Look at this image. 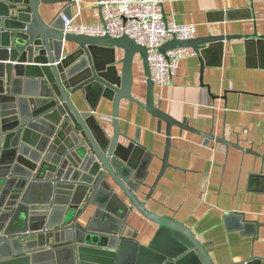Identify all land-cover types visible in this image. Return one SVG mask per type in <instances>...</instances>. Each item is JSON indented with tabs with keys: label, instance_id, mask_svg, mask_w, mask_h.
<instances>
[{
	"label": "water",
	"instance_id": "95a60500",
	"mask_svg": "<svg viewBox=\"0 0 264 264\" xmlns=\"http://www.w3.org/2000/svg\"><path fill=\"white\" fill-rule=\"evenodd\" d=\"M58 1L0 0V264H214L189 228L157 216L139 196L146 187L150 200L172 167V128L196 132L157 103L147 48L128 36L65 34L64 18L71 20L76 1L64 0L70 7L52 18L48 7ZM233 39L174 40L160 51L192 49L200 58L198 44L221 49ZM254 39L264 44L260 36L246 44ZM65 44L76 47L67 52ZM136 59L146 82L143 102L134 96ZM125 100L166 124L162 167L152 185L134 176L143 154L139 136L122 142ZM79 101L90 112L80 110ZM103 102L112 103V136L94 115ZM135 210L159 226L147 246L124 236ZM231 219L243 233L251 228L255 240L264 227L243 214ZM262 262L252 253L235 264Z\"/></svg>",
	"mask_w": 264,
	"mask_h": 264
},
{
	"label": "crops",
	"instance_id": "0c3cea01",
	"mask_svg": "<svg viewBox=\"0 0 264 264\" xmlns=\"http://www.w3.org/2000/svg\"><path fill=\"white\" fill-rule=\"evenodd\" d=\"M75 1L71 14L76 23L101 22L100 0ZM163 2L165 21L195 26V39L211 35L236 39L225 42L221 49L198 44L203 52L200 58L188 49L173 84L156 88L155 99L162 110L196 132L172 128V167L167 168L150 200L144 197L149 192L146 187L139 196L157 216L189 228L214 264L246 262L252 253L264 258V227L255 240L251 228L243 233L236 220H226L243 214L246 220L264 225V44L256 39L246 44L250 37H264V0ZM66 7L70 4L61 0L48 8L53 18ZM74 47L65 44L67 52ZM121 57L119 53L117 59ZM135 82L134 96L143 102L146 82L140 63L135 68ZM78 105L90 112L87 103L79 101ZM94 115L112 136V103L103 102ZM119 118L123 143L140 138L143 154L134 176L144 177L152 185L162 167L166 124L160 126L156 118L127 100ZM197 132L212 134L214 139ZM217 138L254 153L228 147ZM129 222L131 227L124 236L135 237L144 246L159 229L136 210ZM20 228L19 224L16 229Z\"/></svg>",
	"mask_w": 264,
	"mask_h": 264
},
{
	"label": "built area",
	"instance_id": "2783aa9c",
	"mask_svg": "<svg viewBox=\"0 0 264 264\" xmlns=\"http://www.w3.org/2000/svg\"><path fill=\"white\" fill-rule=\"evenodd\" d=\"M254 1V0H251ZM163 0H100L101 22L89 26L78 24L75 18H64L65 34L114 38L128 36L148 50L152 82L156 88L171 86L179 63L188 54L186 48L161 52L171 41H191L196 36L193 25H181L164 19ZM139 60L136 59V64Z\"/></svg>",
	"mask_w": 264,
	"mask_h": 264
}]
</instances>
